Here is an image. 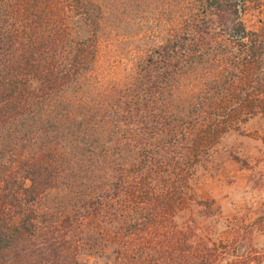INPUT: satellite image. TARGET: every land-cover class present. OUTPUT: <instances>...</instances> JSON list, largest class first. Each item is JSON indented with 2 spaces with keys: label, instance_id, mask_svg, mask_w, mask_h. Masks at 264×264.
Masks as SVG:
<instances>
[{
  "label": "trees",
  "instance_id": "obj_1",
  "mask_svg": "<svg viewBox=\"0 0 264 264\" xmlns=\"http://www.w3.org/2000/svg\"><path fill=\"white\" fill-rule=\"evenodd\" d=\"M102 20L92 0H0V264H262L240 251L260 221L225 240L188 196L264 119V0H187L104 93Z\"/></svg>",
  "mask_w": 264,
  "mask_h": 264
},
{
  "label": "rangeland",
  "instance_id": "obj_2",
  "mask_svg": "<svg viewBox=\"0 0 264 264\" xmlns=\"http://www.w3.org/2000/svg\"><path fill=\"white\" fill-rule=\"evenodd\" d=\"M92 1L100 6L103 20L98 63L90 81L104 93L123 83L137 61L172 35L187 0ZM253 7L248 5L245 20L249 28L256 29L260 13ZM215 167L202 174L189 193L196 221L211 235L216 232L225 240H233L242 225L260 221L252 240H246L240 251L242 257L259 253L264 264V234L260 233L264 216H259L260 189L264 187V119L255 118L241 133L227 135L218 148ZM189 217L183 215L180 224ZM108 258L113 260L112 255Z\"/></svg>",
  "mask_w": 264,
  "mask_h": 264
},
{
  "label": "crops",
  "instance_id": "obj_3",
  "mask_svg": "<svg viewBox=\"0 0 264 264\" xmlns=\"http://www.w3.org/2000/svg\"><path fill=\"white\" fill-rule=\"evenodd\" d=\"M260 194H261V212H260V217L263 218L264 216V187L260 189ZM260 233L264 234V226L262 227V229L260 230Z\"/></svg>",
  "mask_w": 264,
  "mask_h": 264
}]
</instances>
